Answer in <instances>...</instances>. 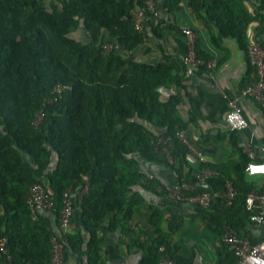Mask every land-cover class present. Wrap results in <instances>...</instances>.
<instances>
[{
	"label": "trees",
	"instance_id": "16d2710c",
	"mask_svg": "<svg viewBox=\"0 0 264 264\" xmlns=\"http://www.w3.org/2000/svg\"><path fill=\"white\" fill-rule=\"evenodd\" d=\"M46 1L0 0V239H5L9 254V260L0 254V264H48L55 236L65 261L75 254L80 264H108L102 255L100 224L108 220L112 230L129 218L132 207L142 201L132 191L134 185L158 194L167 192L159 181L139 171L132 155L173 169L177 183L187 181L183 167L188 150L177 137L185 126L176 112L179 97L162 102L158 91L179 86L185 68L138 61L121 53L144 41L147 27L157 18L143 0H60V7ZM171 1L164 0L169 11L178 2ZM246 1L250 0H187V5L204 25H213L216 33L210 34V41L218 46L222 37L243 40L246 26L255 18L245 9ZM252 1L264 10V0ZM136 9L144 13L141 31L134 26L132 11ZM79 27L90 38L88 43L69 36ZM103 29L109 39H103ZM106 43L118 44L119 49L104 52ZM195 50L199 58L210 59L196 45ZM56 84L69 88L50 103ZM40 109L44 116L34 124V114ZM141 121L165 130L179 153L177 160L168 158L160 136ZM230 135L235 147L233 132ZM238 152L235 160L218 165L201 162L193 169L195 174L208 168L235 189L233 206L213 201L208 207L192 204L194 216L204 219L206 228L219 238L223 226L229 225L238 235L255 241L258 237L248 229L244 198L257 184L247 178L248 159L242 149ZM85 176H90L87 183ZM36 182L52 197L53 205L49 212L40 210L33 216L26 194ZM84 184L87 190L76 194L75 206L87 237L72 227L59 234L62 193ZM205 190L194 186L185 194ZM149 208V222L157 225L162 210ZM73 218L74 213L71 225ZM175 225L170 219L168 229ZM222 247L221 264H233L234 254L224 243ZM176 249L157 230L138 264H159L164 259L171 264H192Z\"/></svg>",
	"mask_w": 264,
	"mask_h": 264
},
{
	"label": "crops",
	"instance_id": "0c3cea01",
	"mask_svg": "<svg viewBox=\"0 0 264 264\" xmlns=\"http://www.w3.org/2000/svg\"><path fill=\"white\" fill-rule=\"evenodd\" d=\"M177 1V7L169 11L164 7V0H156L158 16L152 21V25L147 27L144 41L130 51L122 50L121 53L132 56L138 61L181 65L187 50L186 37L182 29L189 28L195 34L197 49L212 61V66H207L205 63L198 64L190 71L182 73L179 86L170 85L158 89L159 100L162 102L168 101L173 95L179 97L176 112L185 124L181 131L185 142L183 144L188 150L187 166L183 167V173L187 175L185 182L193 184L195 183L193 169L201 165L197 158L198 153L204 156L205 163L218 165L230 159H237L238 149H242L246 144L254 147L264 146V106L253 97L240 98L242 114L247 122L246 127L238 131H230L225 122L228 100L237 96L239 90L254 79L253 69L247 62L246 47L250 41H257L264 50V10L259 8L257 2L246 1L245 9L255 18L246 26L243 40L238 42L235 38L222 37L218 40L219 45L216 46L210 41V34L216 33L213 25H204L187 5V0ZM52 2L60 7V0H47L46 4L50 5ZM102 33L103 39L110 38L105 29ZM69 36L83 43L90 41L80 27L71 31ZM141 122L153 134L160 136L159 140L161 139V144L165 146L164 150L168 158L177 160L179 153L165 130L149 122ZM231 132L235 147H232L230 142ZM216 137L222 138L216 139ZM132 156L138 162L139 171L159 181L167 192L158 194L145 189L140 184L132 187V191L137 192L142 197V201L132 207L129 218L112 230L108 228V220L99 226L102 255L106 262L138 264L147 245L157 237L159 230L167 235L172 244H175L176 253L180 257L191 259L192 264H221L223 247L219 236L206 228L204 219L194 216L195 209L192 204L178 201L170 193V190L177 185L176 172L167 166L150 162L137 153ZM247 178L256 184L260 181L257 176H247ZM89 179L90 176L83 178L86 183ZM225 183L222 177L214 173L206 178L203 187L214 192L221 190ZM150 206L162 210L157 225L149 222ZM47 215L54 226L51 214ZM170 219L176 223L172 229H168ZM71 227L79 229L84 239L87 237L81 227L77 206ZM263 232L264 229H260L255 233ZM65 264H80V260L74 254L65 261Z\"/></svg>",
	"mask_w": 264,
	"mask_h": 264
},
{
	"label": "built area",
	"instance_id": "2783aa9c",
	"mask_svg": "<svg viewBox=\"0 0 264 264\" xmlns=\"http://www.w3.org/2000/svg\"><path fill=\"white\" fill-rule=\"evenodd\" d=\"M144 4L155 17L158 16L156 7V0H143ZM134 26L137 30L143 29L144 13L140 9L132 12ZM186 37L187 50L182 59V65L185 71H190L191 68L198 64L205 63L207 66H212V61L199 58L195 50V34L189 28L182 29ZM112 49H119L118 44L106 43L103 45V51L109 52ZM122 51V49H121ZM247 62L254 72V79L243 86L237 96L228 100L227 112L225 114V122L230 131H238L246 127L247 122L242 114L240 105V98L251 96L260 105L264 106V50L257 41H250L246 47ZM69 88L68 85L56 84L52 90V96L48 102H55L60 98L62 92ZM237 114L240 119L244 121V126L234 127L238 125V121L233 120L229 122L230 114ZM44 116V110L40 109L34 114L33 123L38 124ZM177 137L182 143L184 142L183 133L179 131ZM242 151L247 157L248 161L245 165V174L248 177H259V183L249 190L244 198L245 209L249 214V230L252 235L258 237L257 240L252 241L248 235H238L236 231L229 225H224L220 235V240L227 248L234 254L235 261L233 264H254L252 258H258L264 261V232L256 234L258 230L264 229V174H256L250 176L247 169L250 164L264 165V146L254 147L251 144H246L242 147ZM200 162H205L202 154L198 153L197 156ZM214 174L208 168H203L194 174L195 183L188 184L184 180L170 190L171 195L178 201L187 202L190 204H198L202 207H208L210 203L218 202L221 205L233 206V198L235 196V189L230 182H226L224 187L218 191H202L192 195H186L185 191L194 190V186H204L205 180L208 176ZM151 177V176H149ZM87 190V185L84 184L72 190L67 188L62 193L61 208L58 216L59 234L66 232L71 227V218L75 210L76 194H82ZM251 201L249 206L248 201ZM26 202L30 210L35 216L37 211H47L52 208V197L45 191L40 183H33L28 186L26 194ZM58 234V235H59ZM51 256L48 264H65L64 256L62 253V245L57 240L56 236L52 237ZM0 254L5 255V259L9 260V254L5 248V239H0ZM163 264H171L170 260H162Z\"/></svg>",
	"mask_w": 264,
	"mask_h": 264
},
{
	"label": "clouds",
	"instance_id": "9594fccd",
	"mask_svg": "<svg viewBox=\"0 0 264 264\" xmlns=\"http://www.w3.org/2000/svg\"><path fill=\"white\" fill-rule=\"evenodd\" d=\"M228 119H229L230 123L233 120H236V121L239 122L238 125L234 124L233 125L234 127L244 126V121L242 119H240V117L237 114H235V113L230 114ZM247 171H248L250 176H255L256 174H264V165L250 164L248 166ZM248 204H249V206L251 205V201L250 200L248 201ZM252 259H253L254 264H264V261H261L258 258H252Z\"/></svg>",
	"mask_w": 264,
	"mask_h": 264
}]
</instances>
